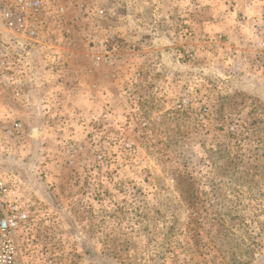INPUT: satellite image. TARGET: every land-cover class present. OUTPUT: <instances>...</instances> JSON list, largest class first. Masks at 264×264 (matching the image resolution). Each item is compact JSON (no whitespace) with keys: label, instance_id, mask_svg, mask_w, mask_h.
Wrapping results in <instances>:
<instances>
[{"label":"rangeland","instance_id":"rangeland-1","mask_svg":"<svg viewBox=\"0 0 264 264\" xmlns=\"http://www.w3.org/2000/svg\"><path fill=\"white\" fill-rule=\"evenodd\" d=\"M84 2L68 85L0 105L25 129L4 159L34 208L23 260L264 264V70L251 54L263 6Z\"/></svg>","mask_w":264,"mask_h":264},{"label":"built area","instance_id":"built-area-1","mask_svg":"<svg viewBox=\"0 0 264 264\" xmlns=\"http://www.w3.org/2000/svg\"><path fill=\"white\" fill-rule=\"evenodd\" d=\"M252 1L263 6L259 17L251 19L252 62L264 70V0ZM69 2L0 0V105L30 104L34 89L68 85L69 46L89 12L84 0L73 10ZM102 13L96 9L94 17ZM87 39L94 46L103 44L93 31ZM92 58L95 66L113 60L110 54L93 53ZM24 135L18 109L0 106V264H26L19 237L28 233L34 208L22 194L19 174L4 160L12 147L22 146Z\"/></svg>","mask_w":264,"mask_h":264}]
</instances>
